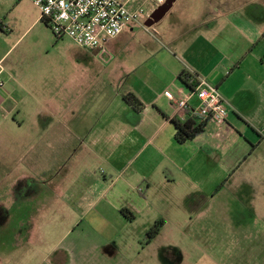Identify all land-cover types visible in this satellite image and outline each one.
Listing matches in <instances>:
<instances>
[{"label": "crops", "instance_id": "crops-1", "mask_svg": "<svg viewBox=\"0 0 264 264\" xmlns=\"http://www.w3.org/2000/svg\"><path fill=\"white\" fill-rule=\"evenodd\" d=\"M159 7H150L140 23L108 42L109 71L96 67L94 56L79 49L55 79L50 71L43 104L29 114L34 125L43 123V130L30 132L27 155L20 162H27L32 179L43 168L39 176L49 192L50 187H67L59 193L70 213L116 219L108 234H117L115 225L135 226L154 210V203L173 199L181 175L188 199L196 186L209 195L220 193L222 203L231 192L237 219H253L251 228L237 227L240 245L264 249V0H174L152 24ZM124 52L140 55L141 62H128ZM101 58L98 53L96 61ZM107 71L113 80L120 75L119 82H102ZM185 71L217 86L229 114L221 127L201 117L204 132L179 143L172 119L186 121L199 101L193 97L182 110L165 93L181 100L192 92L179 78ZM133 74L139 78L126 84ZM19 87L0 86V112ZM130 92L141 100L142 110L124 100ZM213 165L221 170L215 178L207 172ZM197 171L208 176L197 181ZM122 209L132 215L124 216ZM86 224L80 220L73 233L98 234ZM147 232L146 227L140 234ZM101 245L93 241L61 247L39 264H122L119 255L103 254Z\"/></svg>", "mask_w": 264, "mask_h": 264}, {"label": "rangeland", "instance_id": "rangeland-1", "mask_svg": "<svg viewBox=\"0 0 264 264\" xmlns=\"http://www.w3.org/2000/svg\"><path fill=\"white\" fill-rule=\"evenodd\" d=\"M248 1L251 0H245ZM134 3L151 6L150 0H133ZM40 19L41 12L31 0H0V79L15 87L20 84L15 97L0 112V264H39L48 254L54 255L56 249L77 247L83 242L87 246L93 241L102 242L103 254L119 255L118 262L122 264H264V249H253L252 244L243 249L240 245L237 227L249 229L253 219H237L231 192L227 202L222 203L220 193L209 195L196 186L194 196L188 199L181 175L173 199L170 196L168 201L154 203V210L143 215L135 226L115 225L117 234H108L110 221L116 219L94 218V214L82 218L70 213L59 193L67 187H50L49 192L39 176L43 168L32 179L27 162H20V158L27 155L30 132L43 130V123L34 125L29 114L43 104L50 71L55 79L61 67H69L75 49L94 56L95 66L109 71L106 63L111 54L108 50L104 59L96 61L100 51L84 50L69 37H56ZM123 56L133 64L141 62L140 55L132 52H124ZM108 71L102 73L100 80L119 82L120 75L113 80ZM135 76L127 79L126 84L139 78ZM29 83L35 86L29 87ZM23 99L24 105L19 106ZM207 172L215 178L221 170L213 165ZM196 175L197 181L208 176H200L199 171ZM218 186V190L223 187L221 183ZM158 213L162 217L156 216ZM82 219L84 226L93 225L98 234L88 230L73 233ZM160 221L164 228L156 238H150L153 226ZM146 227L148 232L140 234ZM100 237L103 239L99 240Z\"/></svg>", "mask_w": 264, "mask_h": 264}, {"label": "built area", "instance_id": "built-area-1", "mask_svg": "<svg viewBox=\"0 0 264 264\" xmlns=\"http://www.w3.org/2000/svg\"><path fill=\"white\" fill-rule=\"evenodd\" d=\"M40 10L58 38L69 37L79 46L100 51L104 58L109 41L120 36L130 25L140 23L150 7L164 5L168 0H150V7L132 4L133 0H31ZM4 83L0 79V86ZM165 96L178 109L189 108V101L196 97L199 104L192 110L204 119L222 126L228 118V108L219 88L200 80L199 86L185 98L177 100L172 93Z\"/></svg>", "mask_w": 264, "mask_h": 264}, {"label": "trees", "instance_id": "trees-1", "mask_svg": "<svg viewBox=\"0 0 264 264\" xmlns=\"http://www.w3.org/2000/svg\"><path fill=\"white\" fill-rule=\"evenodd\" d=\"M42 22L45 23V25L50 28L48 22L45 19H42ZM179 78L181 82L191 91H194L200 84L199 78L189 71L183 72L179 76ZM124 100L128 104L132 105L136 110H142L143 103L137 97L136 94L132 92L127 93L124 96ZM200 119L201 117L196 114H193L186 121H181L177 118L172 119V123L174 124L176 130L175 137L179 143H185L189 140H193L204 132L205 129L204 123L199 122ZM121 213L124 216L132 215V212L128 209H122ZM163 225H164L163 221L156 223L153 226L154 228L153 231L149 233L150 238L152 239L156 238L161 233V229Z\"/></svg>", "mask_w": 264, "mask_h": 264}, {"label": "water", "instance_id": "water-1", "mask_svg": "<svg viewBox=\"0 0 264 264\" xmlns=\"http://www.w3.org/2000/svg\"><path fill=\"white\" fill-rule=\"evenodd\" d=\"M174 0H168L164 5H161L152 16V24L159 21L173 6ZM148 24V26H152Z\"/></svg>", "mask_w": 264, "mask_h": 264}]
</instances>
